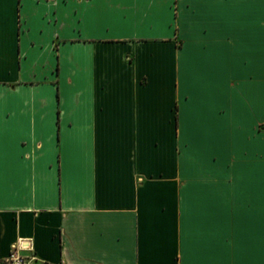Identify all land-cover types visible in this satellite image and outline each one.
<instances>
[{
    "label": "crops",
    "instance_id": "0c3cea01",
    "mask_svg": "<svg viewBox=\"0 0 264 264\" xmlns=\"http://www.w3.org/2000/svg\"><path fill=\"white\" fill-rule=\"evenodd\" d=\"M264 264V0H0V262Z\"/></svg>",
    "mask_w": 264,
    "mask_h": 264
},
{
    "label": "built area",
    "instance_id": "2783aa9c",
    "mask_svg": "<svg viewBox=\"0 0 264 264\" xmlns=\"http://www.w3.org/2000/svg\"><path fill=\"white\" fill-rule=\"evenodd\" d=\"M25 248L26 246L24 245V242L22 241L15 244L12 247L9 255L7 256L5 260V264H26L27 257L23 253Z\"/></svg>",
    "mask_w": 264,
    "mask_h": 264
},
{
    "label": "trees",
    "instance_id": "16d2710c",
    "mask_svg": "<svg viewBox=\"0 0 264 264\" xmlns=\"http://www.w3.org/2000/svg\"><path fill=\"white\" fill-rule=\"evenodd\" d=\"M0 264H5V262H0Z\"/></svg>",
    "mask_w": 264,
    "mask_h": 264
}]
</instances>
